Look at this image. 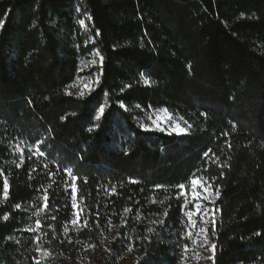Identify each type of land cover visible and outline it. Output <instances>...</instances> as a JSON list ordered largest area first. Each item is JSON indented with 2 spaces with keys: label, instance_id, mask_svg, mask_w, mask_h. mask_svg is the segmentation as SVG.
Instances as JSON below:
<instances>
[{
  "label": "trees",
  "instance_id": "trees-1",
  "mask_svg": "<svg viewBox=\"0 0 264 264\" xmlns=\"http://www.w3.org/2000/svg\"><path fill=\"white\" fill-rule=\"evenodd\" d=\"M0 21V264H182L193 174L220 188L210 264H264V0H0ZM159 110L185 131L142 129Z\"/></svg>",
  "mask_w": 264,
  "mask_h": 264
},
{
  "label": "rangeland",
  "instance_id": "rangeland-1",
  "mask_svg": "<svg viewBox=\"0 0 264 264\" xmlns=\"http://www.w3.org/2000/svg\"><path fill=\"white\" fill-rule=\"evenodd\" d=\"M82 26L85 28L84 24ZM94 56L96 57L93 60H91V63H90L91 64L90 66H94V68H96L93 74L88 77H82V78L77 79V81L72 87L73 91L79 95L81 92H83L84 94L88 93L97 84L96 81L98 78L97 68L99 66V56H97V54ZM92 61H95V63H92ZM155 120L160 121L159 128L155 127V125L153 124V121ZM147 126H148V129L173 132V133H177L179 132L178 129H181L179 123L172 116H170L167 112L163 110H159L156 113H154V116L151 119V124ZM192 191H193V185L191 184L190 187L186 190V196H184V202L186 199L189 201L188 206L185 207V210H184V218L189 228L188 233L191 232L192 235L191 237H189L190 244L189 246H187V250H185L184 248L183 256H182L183 258L182 264H210V259H208V257L212 256V252L210 250L209 245L203 243L204 234L200 232V229L207 228L208 238L210 239L209 228L212 227V224L210 221L213 218L215 221L218 215V211L216 210L214 206V202L217 196L215 195V191L211 188L209 189L208 192H204L203 188L199 189L201 195L209 196V200L199 201L203 205V207L201 209V212L193 217L195 224H192L189 222V219L185 214L189 210L193 211L194 213L196 212L195 203L192 202ZM74 210H75L74 213L76 212L80 213V210L78 207L77 209H74ZM201 215L203 216V220L200 219ZM75 218L76 217L74 215L73 219ZM76 226L77 225L74 226L72 223H70L71 228H74ZM133 260H134L133 257L131 255H128V256L123 257L119 261L118 264H131ZM78 264H89V262L86 259L82 260V257H81L80 259H78Z\"/></svg>",
  "mask_w": 264,
  "mask_h": 264
},
{
  "label": "snow or ice",
  "instance_id": "snow-or-ice-1",
  "mask_svg": "<svg viewBox=\"0 0 264 264\" xmlns=\"http://www.w3.org/2000/svg\"><path fill=\"white\" fill-rule=\"evenodd\" d=\"M3 23H4L3 21H0V27L3 26ZM79 23L81 25H83L84 24V21L81 20V21H79ZM97 55H99L98 52H97ZM102 59L103 58L101 57V60ZM92 63H95V61H92ZM96 82L98 83V78H97V81ZM150 82L151 81L149 79H147V78L144 79V83L145 84H149ZM83 95H84V93L81 92L80 93V96H83ZM121 107H124V105L121 104ZM137 107H139V106H137ZM104 111H105V107L103 105H101V107L98 110L97 119L100 118V115L102 113H104ZM165 111H166V109H165ZM61 119L63 120L65 118L64 117H61ZM149 119H151V117H149ZM153 124L157 128L160 127V121L159 120L153 121ZM140 127L142 129L148 130V126L146 124H144V123H141L140 124ZM91 130L92 129H89V131H91ZM174 130H176V129H174ZM178 131L183 132L185 130L181 128V129H178ZM42 144H43V141H37L36 152H34L33 155H39V156H44L45 155V153L43 151H41V149H40V146ZM209 151H211V150H209ZM208 155H209V152H205L204 153V156L205 157H207ZM224 166H227V165H224ZM65 171L69 174L70 179H71V182H72L71 183V187H72V198H73L72 207H73V209H77V207H78V205H77V199H76V197H77V189H76V186H75V181L78 179V177L76 175L72 174V170L71 169H65ZM223 175H224V173L221 172V176H223ZM214 179L215 178H212V180H214ZM133 182H135V181H133ZM191 184L193 185L192 202L195 203L196 212L194 213L193 211L189 210L185 214L188 217L189 222L192 223V224H195V221L193 220V217L195 215L199 214L201 212L202 207H203V205L199 201L200 200H205V201L209 200V196L208 195H201L199 189L200 188H203V191L204 192H208L209 189L212 187V184H211V181L205 180L202 177H198L195 174H193V177L191 178ZM205 185H207V186H205ZM156 187L157 188H160L161 185H156ZM178 188L180 190L179 191V194H178V198H179V196H186L185 185L184 184H180L178 186ZM65 191H67V185L65 187ZM112 191L113 192L115 191V187L114 186L112 188ZM8 192H9V183H8L7 179H5L4 182H3V195H4L5 199L8 197ZM215 195L217 197L220 195V188H219V186H217L215 188ZM44 199H45L44 209L47 210V208H48L47 199L48 198H47V195L46 194H45ZM81 199H83V198L81 197ZM153 202H155V201H153ZM188 204H189V201L186 199L185 200V205H182V207H187ZM15 207L16 208H20V205L17 204V205H15ZM125 211L128 212V211H130V209H125ZM74 215H75L76 218L73 219L71 221V223L74 226L75 225H80L81 224V218H80L79 212L74 213ZM165 215H167V212H165ZM52 219H55V217H52ZM200 219L203 220V216L202 215L200 216ZM210 222L212 224V233L211 234L214 236L215 235V221H214V218L211 219ZM36 223H37V226H39L41 222L39 220H37ZM121 223L124 224V223H126V221L124 219H122L121 220ZM161 223H163V221H161ZM82 226L83 227H87L88 226V222L87 221H83ZM29 230H31V229H29ZM148 231L149 232H152L153 230L151 228H149ZM200 232L204 234V241H203V243L209 245L210 250L212 252V256H209L208 259H210V260L211 259H214L216 245H215L214 242H212L208 238V229L207 228H201L200 229ZM191 235H192V233L189 232L188 233V236L191 237ZM145 239H147V237H145ZM185 250H187V245H185ZM129 251H131V248H129ZM38 264H39V262H38Z\"/></svg>",
  "mask_w": 264,
  "mask_h": 264
}]
</instances>
